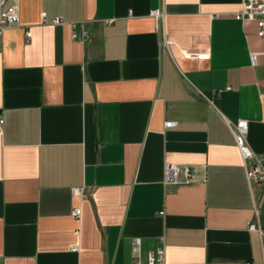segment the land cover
Segmentation results:
<instances>
[{"label": "crops", "instance_id": "1", "mask_svg": "<svg viewBox=\"0 0 264 264\" xmlns=\"http://www.w3.org/2000/svg\"><path fill=\"white\" fill-rule=\"evenodd\" d=\"M242 1L19 0L0 34V264H264V181L228 123L248 121L264 166V37Z\"/></svg>", "mask_w": 264, "mask_h": 264}, {"label": "built area", "instance_id": "2", "mask_svg": "<svg viewBox=\"0 0 264 264\" xmlns=\"http://www.w3.org/2000/svg\"><path fill=\"white\" fill-rule=\"evenodd\" d=\"M7 0H0V34L10 26L20 25L21 22V14H20V5L19 0H13V2L5 6ZM152 15L156 18H162L164 13L159 10H153ZM45 17V14H44ZM239 20H256L259 25V35L264 37V0H243L242 1V8L235 16ZM108 20H106L107 22ZM53 24H64L62 18L56 17L52 21ZM81 28V33L76 31V28ZM73 28L72 36L75 39H78L81 42H87L90 37V29L84 24V22L78 23H71ZM31 36V32H27V37ZM168 43V42H166ZM182 56L187 60L192 61H207L211 59V52L210 50H182ZM252 64L255 65L257 62V54H251ZM5 119L3 114L0 110V132L3 131ZM231 126L235 138L237 146L244 158L245 164L247 166V175L250 181L255 180L257 182L264 181V166L263 161L260 156H258L252 147L250 146L248 139H247V132L249 129V123L245 119H240L236 123L228 122ZM174 125L173 121L166 122L167 127H171ZM181 169L177 164L172 162H167L164 166V184L167 188L172 185L178 184L180 182V175ZM187 181L190 180V171L186 170ZM73 214L75 216L81 215V208L76 207L73 210ZM260 214V212H259ZM251 228H256L255 224L250 225ZM261 232L262 229L259 228ZM140 238H136L133 246V251L137 253L140 248ZM71 249L73 251L78 250L77 246H72ZM164 248H160L157 251L156 255H151L149 257L148 264H163L164 263Z\"/></svg>", "mask_w": 264, "mask_h": 264}, {"label": "water", "instance_id": "3", "mask_svg": "<svg viewBox=\"0 0 264 264\" xmlns=\"http://www.w3.org/2000/svg\"><path fill=\"white\" fill-rule=\"evenodd\" d=\"M262 218H263V225H264V210H263Z\"/></svg>", "mask_w": 264, "mask_h": 264}]
</instances>
